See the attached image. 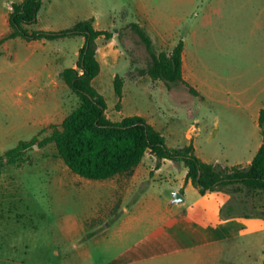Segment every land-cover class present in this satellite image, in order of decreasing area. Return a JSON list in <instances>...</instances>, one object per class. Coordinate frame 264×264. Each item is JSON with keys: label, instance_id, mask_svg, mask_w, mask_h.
Segmentation results:
<instances>
[{"label": "crops", "instance_id": "0c3cea01", "mask_svg": "<svg viewBox=\"0 0 264 264\" xmlns=\"http://www.w3.org/2000/svg\"><path fill=\"white\" fill-rule=\"evenodd\" d=\"M23 1L0 0V38L10 31L9 16L13 3ZM221 2H208L195 18L194 9L190 8L178 18L169 16L166 23L159 20L157 6L154 8L140 0L136 21L123 19L121 22L123 25L139 24L159 52L170 54L183 40V79L199 93V97L189 94L190 103L178 102L172 94L173 88L168 89L161 80L153 82L148 77V83L156 92L155 111L127 108L128 94L140 95L138 90L142 82L137 74L132 73V59L124 56L116 43V34L103 46V37L97 40L101 71L93 80V85L96 82L98 85H108V81L114 82L117 75L123 79L122 97L115 95L120 103L119 111L112 112L113 107L107 102L106 113L112 121L142 116L162 133L169 148L193 145L196 155L205 163L247 166L263 144L260 116L264 109V43L244 41L232 53L230 43L207 38L208 32L214 34L219 30ZM57 7L61 8L58 16L55 15ZM79 10L76 0H44L38 22L30 29L58 31L68 28L80 19L64 27H44L42 22L49 19L67 20L78 14ZM241 17L252 31L264 29L262 16L251 18L245 16L244 12ZM89 18H94L97 30L113 31L118 26L111 13H99L97 17L89 15L83 19ZM78 38L81 41L75 49L77 57L85 41L83 37ZM19 39L22 38L8 41ZM50 42H28L32 57L41 48L48 47L50 49L46 50L51 51L55 47L56 50V46ZM55 53L52 63L47 61L45 55L39 58L36 72L39 76L47 72V78H52L58 62L63 66L60 72L65 68H75L69 62V55L62 49ZM180 111H185L193 122L190 127L184 122V130L179 129L181 124L176 122ZM234 119L250 122L254 128H258L261 138H216L220 134L221 124L232 127ZM187 174L188 169L183 163L159 160L148 151L141 163L130 172L97 184L103 189L97 190L101 198L95 203L94 214L72 224L66 235L71 246L63 247V250L55 249L53 256L47 252L41 264H61L62 258L71 261L88 259L91 262L93 255H99L100 251H106V255H100L97 264H220L225 248L236 247L239 240L261 235V239H264V218H224L222 209L233 200V195L223 191L201 194ZM176 192L183 197L181 202L174 201ZM91 243L96 246L94 254ZM262 262L264 259L261 262L250 260L249 264Z\"/></svg>", "mask_w": 264, "mask_h": 264}, {"label": "rangeland", "instance_id": "374dc122", "mask_svg": "<svg viewBox=\"0 0 264 264\" xmlns=\"http://www.w3.org/2000/svg\"><path fill=\"white\" fill-rule=\"evenodd\" d=\"M76 1L80 10L74 17L67 20H43L42 25L64 27L89 15L97 17L99 13L113 14L118 23L113 28L116 43L124 56L132 59V73L137 74L142 82V89L140 87L138 90L140 95L128 94L127 108L155 111L156 92L148 83L149 76H140L138 72L139 68H146L151 59L139 37L126 29L127 24H121L123 19L127 22L136 21L137 4L140 0ZM142 1L154 8L157 6L159 20L166 22L169 16L178 18L190 11V8L194 9L195 18L213 0ZM60 11L61 8L57 7L55 15L58 16ZM244 12L245 16H262L263 20L264 0H222L219 30L214 34L208 32L207 38L230 43L232 53L244 41L263 44L264 29L252 31L247 28L241 17ZM182 33L184 34V30ZM102 40L103 46L108 40L104 37ZM80 41L81 38L78 37L52 41L50 43L56 46V50L55 47L51 51L46 50L50 49L48 47L41 48L33 53V57L29 43L23 39L8 41L0 46V155L14 148L20 141L29 142L34 138L38 142L42 141L51 135L52 126H60L78 107V96L60 78L63 66L59 62L52 78H47V72H42L41 76L36 72L37 62L42 55L52 63L55 52L61 49L69 55V62L76 67L78 57L75 49ZM94 85L105 93L107 102L113 107L111 111L118 112L116 105L119 102L115 98L113 80L108 81V85H98L97 82ZM172 94L178 102L190 103L189 94L182 87L174 86ZM176 122L181 124V130L185 128L184 122L189 127L193 123L192 118L185 115V111L178 113ZM216 138L261 137L258 135V128H254L250 122L234 119L232 127L221 124L220 134ZM37 143L27 152V159L23 164L8 165L0 176V264H41L47 252L53 256L55 249L70 247L72 243L66 239V235L71 225L93 215L95 203L101 198L97 191L103 189L97 186L100 181L87 180L73 173L59 157L54 143L44 147ZM241 157L244 158V155ZM234 198L237 201L243 200L244 192L235 193ZM245 212L251 215L264 212V194L256 193L249 198ZM261 237L241 239L237 242L238 247L225 248L220 264H249L250 260L261 262L264 259V239ZM95 247L93 243L90 244L93 254ZM105 253L106 251H100L99 255L94 254L91 262L88 259L71 261L62 258L60 263L97 264L99 256L106 255Z\"/></svg>", "mask_w": 264, "mask_h": 264}, {"label": "trees", "instance_id": "16d2710c", "mask_svg": "<svg viewBox=\"0 0 264 264\" xmlns=\"http://www.w3.org/2000/svg\"><path fill=\"white\" fill-rule=\"evenodd\" d=\"M43 1L24 0L21 3H13L9 16L10 31L0 38V46L16 38L31 42L83 37L85 41L79 51L76 67L65 68L60 72V78L78 96L80 103L60 126H52L50 136L40 142L37 138L29 142L20 141L14 148L0 155V176L8 165L23 164L27 159V152L33 149L37 142L40 147L54 143L65 165L76 175L91 181L107 180L130 172L150 151L159 160L168 159L183 163L188 169L187 178L192 180L201 194L208 191L232 194L233 200L222 209L224 218H264V212L258 215L245 212L249 198L256 193L264 194V109L260 116L263 144L247 166L205 163L198 158L193 145L169 148L162 133L142 116L112 121L106 113L107 100L93 85V80L101 71L97 58V40L100 37L110 40L115 34L114 31L97 30L94 27V18L79 20L72 26L58 31L31 30L30 26L38 22ZM126 29H130L139 37L151 59L146 68H139L140 76L161 80L168 89L174 86L182 87L191 96L199 97L197 90L183 79V40L170 54L165 51L158 52L151 37L139 24L129 23ZM123 82L119 75L114 79L117 98L122 97ZM116 106L120 108V103ZM237 192H244L243 200L237 201L234 198Z\"/></svg>", "mask_w": 264, "mask_h": 264}, {"label": "water", "instance_id": "95a60500", "mask_svg": "<svg viewBox=\"0 0 264 264\" xmlns=\"http://www.w3.org/2000/svg\"><path fill=\"white\" fill-rule=\"evenodd\" d=\"M183 200V197L178 192L174 193V201L175 202H181Z\"/></svg>", "mask_w": 264, "mask_h": 264}]
</instances>
